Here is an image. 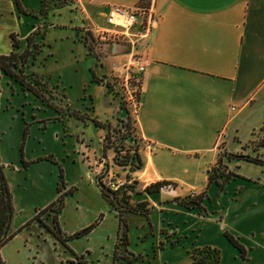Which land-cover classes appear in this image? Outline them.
<instances>
[{"label":"rangeland","instance_id":"1","mask_svg":"<svg viewBox=\"0 0 264 264\" xmlns=\"http://www.w3.org/2000/svg\"><path fill=\"white\" fill-rule=\"evenodd\" d=\"M22 1L28 6L25 9L32 12L25 14L27 19L39 26L43 34L40 51L35 58L27 60L24 70L43 75L47 82L42 83L41 96L37 97L0 72V163L11 197L10 227L18 228L0 247V264H71L74 257H64L70 248L74 252L88 244L92 246L99 240L97 233L101 229H110L112 234L115 220L111 215H106L90 236L67 238L64 243L54 235L51 214L47 211L23 224L32 217L34 203L56 196L59 171L63 181L60 192L65 191L63 205L66 207L59 219L62 226L88 224L97 206L92 194V189L97 187L92 161L105 151H110L112 156L111 149L102 152L101 138L106 129L111 133L109 140L113 138V129L125 110L131 122L134 114L119 84L116 83L115 91L106 92L101 81L107 75L113 54L88 53L79 41L77 28L83 24V16L76 1H68L60 7L48 5L41 16L38 0ZM105 8L102 5L101 9ZM83 25L89 27L88 23ZM95 38L96 43L100 41ZM105 38L108 42L111 40L107 34ZM115 106L119 117L113 124L104 123L105 128L94 124L93 119L103 122L110 118ZM261 134L264 131H259L258 127L242 128L237 138L226 135L221 141L227 151L264 157V144H257ZM110 162L115 164L112 158ZM222 163L232 171L231 176L220 189L214 182L198 189L197 192L204 189L199 207L160 212H151L150 208L147 215L126 211V244H119L125 248L120 254L130 259L137 255L130 264H191L190 250L210 245L219 251L218 264H264V166L226 156ZM107 169L103 163L97 175L107 187L110 183L117 184L116 198L120 197L121 204H127L129 199L125 200L122 195L129 189L127 184L134 189L131 175H120L113 169L108 174ZM74 204L78 206L75 211L72 210ZM99 212L104 214L105 211L99 209ZM59 220L56 218L64 233ZM144 230L147 235L143 238ZM224 230L237 237L245 248L246 258H241L225 238ZM95 254L93 251V261Z\"/></svg>","mask_w":264,"mask_h":264},{"label":"crops","instance_id":"2","mask_svg":"<svg viewBox=\"0 0 264 264\" xmlns=\"http://www.w3.org/2000/svg\"><path fill=\"white\" fill-rule=\"evenodd\" d=\"M75 1L83 24H89L85 27L81 23V27L100 36L95 50L100 54H113L102 80L110 81L114 73L124 76L127 65L135 72L133 58L136 55L131 57L133 53L143 59L133 116L136 133L142 141L139 153L143 165L128 172L135 180L134 189L127 192L129 202L145 200L151 212L182 210L185 207L174 201L173 196L197 194L198 189L209 185L206 168L214 161L221 139L226 135L235 138L242 128L254 130L263 120L264 0H144L153 21L145 37H134L132 50L127 41L133 39L131 36H122L110 43L100 34L111 28L105 18L108 6H132L138 0ZM20 2L24 8L28 7L25 1ZM102 5L106 8L101 9ZM25 14L17 10L13 0H0V53H7L11 48L10 32L23 38L35 27ZM142 21L138 16L130 30L138 32ZM117 117L115 106L110 118L101 123L113 124ZM110 158L111 152L105 151L93 159L94 175L103 163L107 165L108 174L112 169L120 175L127 173V169L111 165ZM156 180L167 181L173 189L159 187L157 191H143L146 184ZM97 188L92 189L97 203L92 218L94 215L96 219L99 209L105 212L83 235L95 232L106 215L115 220L112 234L110 229H101L95 244L74 252L70 248L64 257H74L71 264H114L115 261L130 264L137 255L130 259L120 254L125 250L119 246L122 244L120 224L114 208H110ZM154 192L158 195L154 196ZM54 196L34 203V210L45 206ZM77 207L74 204L72 210ZM65 208L64 204L57 213L58 220ZM93 219L72 228L63 227L60 220L59 223L62 231L70 234L80 226L89 225ZM143 232L144 238L147 232ZM93 251H96L95 262L91 258Z\"/></svg>","mask_w":264,"mask_h":264},{"label":"trees","instance_id":"3","mask_svg":"<svg viewBox=\"0 0 264 264\" xmlns=\"http://www.w3.org/2000/svg\"><path fill=\"white\" fill-rule=\"evenodd\" d=\"M72 2L73 0H39V15H43L46 11L48 5H52L53 7H60L65 3ZM16 8L20 12L30 13V10L23 8L21 5L20 0H13ZM144 0H138L135 4L136 5H143ZM43 19V18H41ZM78 38L79 41L86 47L88 53H92L96 56L100 55L98 51H94V46L100 43H96V38L92 34V32L82 27L77 28ZM42 31L39 26H35L28 34H26L23 38H18L14 32L9 33V41H10V50L7 53H0V72L7 75L8 77L14 79L19 83L22 89H26L32 92L34 96H41L42 90V83H46L47 80L34 71L26 72L24 70V65L29 58H35L36 54L40 51V46L42 44ZM141 71H135L130 73V77L128 78V84L131 87L135 88V95H137V91L139 89V81H140V73ZM93 78V76H92ZM134 114V113H133ZM95 125L99 127L105 128L107 125L93 119ZM133 122V124H131ZM129 120L127 111L125 110V114L122 118L119 119V123L117 127H115L113 132L115 135L112 139L109 140V129L104 131V134L101 138L102 140V152L104 149H111L112 151V162L121 166V168H126L127 173L125 176H128V172L133 170L140 169L143 165V161L141 155L139 153V147L142 144L141 138L136 133L135 126H134V118L133 121ZM259 131H264V108H263V120L258 127ZM257 144H264V134H261L257 137ZM109 141V142H108ZM108 142V143H107ZM125 145V148L123 146ZM223 142H219L217 145V153L214 161L206 168V179L207 184L214 182L218 188L219 183L221 180H227L232 171L227 167L226 164L222 163V158L226 157H237L242 158L247 161H251L254 163H258L264 166V157L255 154L254 156L231 152L227 151L223 147ZM224 168V172L222 171ZM95 182L98 184L101 182V179L97 174L94 175ZM132 182H135L132 179ZM63 183L62 181V174L59 171L58 173V180L56 186V196L53 200L47 203L42 208H36L33 212V215L30 219L24 222L23 225H26L31 219L36 218L40 213L47 211L51 214V222H52V230L56 238L64 243V240L67 238L79 236L85 234L90 228L97 222V220L101 217V213L99 212L98 216L96 217L93 223L84 226L83 228L74 231L70 234L62 233L57 222L56 216L57 213L60 211L63 205V194L65 191L60 192V185ZM167 183L165 180H156L153 182H149L143 187V191L145 192H152L157 191L162 184ZM129 188L126 192H130L132 189L131 184H127ZM99 188V186H98ZM99 191L103 198L109 203L110 208L115 210V215L117 217V221L122 226L120 228V236L119 240L124 245L126 244V226H125V216L124 213L126 211H133L137 213H142L143 215H147L150 208L147 205V201L140 200L135 203H130L128 201L127 204H121L120 197L116 198L117 202L114 203L111 197L102 191L99 188ZM114 194H118L117 190H113ZM126 195H122L123 198L126 200L129 198V193H125ZM115 195V196H116ZM125 196V197H124ZM204 196V189L199 191L197 194H186L183 196H173V200L176 201L178 204L183 205L185 208H192L194 206H200L199 201ZM10 193L6 184V180L4 174L2 172V164L0 163V247L7 242L18 230L12 229L10 227V218H11V199ZM194 198V199H192ZM188 200H196V205L187 206L185 202ZM223 235L225 238L238 250V253L241 258H246L245 256V248L243 245L238 241L237 237L233 236L231 233L227 231H223ZM189 257L191 264H218L219 260V251L216 247L205 245L202 247H194L189 252ZM128 263V262H126Z\"/></svg>","mask_w":264,"mask_h":264},{"label":"built area","instance_id":"4","mask_svg":"<svg viewBox=\"0 0 264 264\" xmlns=\"http://www.w3.org/2000/svg\"><path fill=\"white\" fill-rule=\"evenodd\" d=\"M138 16L142 17V24L141 28L138 32L131 31L132 25L135 23ZM106 21L111 25L109 30H103L100 35L101 38L105 37L107 34L109 37L111 36L110 43L112 41H116L119 37L122 36H131L133 39H128L129 49H134L135 39L136 38H143L147 35L149 29L152 25V14L149 10V7L145 4L143 5H132V6H123V5H111L108 6L106 13H105ZM100 37V36H99ZM98 37V38H99ZM135 37V39H134ZM136 55L133 58L135 63V71H142L143 70V59L140 57L139 54L133 53L131 57ZM131 65V64H130ZM131 70H129V66H126V72L124 76H119L117 73L111 75V80H101L103 81L105 88L107 91L113 92L117 88H115L116 83L119 84L121 87L124 98L127 103L132 106V113L135 112L136 109V97L135 95V88L131 87L128 84V78L130 77ZM120 78V81L118 79ZM109 187L115 189L116 185L113 183L109 184Z\"/></svg>","mask_w":264,"mask_h":264},{"label":"water","instance_id":"5","mask_svg":"<svg viewBox=\"0 0 264 264\" xmlns=\"http://www.w3.org/2000/svg\"><path fill=\"white\" fill-rule=\"evenodd\" d=\"M224 180H222L220 183H219V189L221 188V185L223 184ZM99 188L104 191L105 193H107L111 199L113 200L114 203L117 202L116 200V196L114 194V191L112 189H110L109 187H107L103 182H100L98 184ZM162 189H165V190H171L173 189V186L169 183H165V184H162L160 186ZM197 201L196 200H188L185 202V205L187 206H193V205H196Z\"/></svg>","mask_w":264,"mask_h":264}]
</instances>
